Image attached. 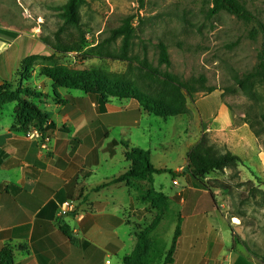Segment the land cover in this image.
Returning a JSON list of instances; mask_svg holds the SVG:
<instances>
[{
    "label": "crops",
    "instance_id": "0c3cea01",
    "mask_svg": "<svg viewBox=\"0 0 264 264\" xmlns=\"http://www.w3.org/2000/svg\"><path fill=\"white\" fill-rule=\"evenodd\" d=\"M6 31L14 36L0 37V61L22 39L14 30ZM34 50L9 59L24 63V58L37 55ZM3 76L0 86L12 81ZM49 93V98L32 101L47 118L43 131L39 120L20 131L18 116L8 122L0 117V184L6 187L0 191V264L4 253L11 254V264H123L137 247L145 219L154 214L144 200L146 194L154 190L170 196L162 185L156 188L158 175L116 182L131 164L125 147L116 146L111 155L109 146L113 141L126 142L149 152L157 169L171 170L162 163L168 152L159 155L143 147L148 135L142 122H152L134 101L127 106L106 102L101 113L88 94L60 90L57 96L65 100L60 103L52 89ZM212 95L217 97L216 111L208 114L198 107L199 140L189 145L184 164L174 171L184 169L190 150L209 134L221 152L241 159V178L222 182L226 189L195 188L184 178L175 181L171 196L178 197L175 206L182 234L169 264H264V230L260 229L264 211L254 213L258 230L250 232V223L240 217L238 209L244 205L245 185L264 193L262 136L245 115L232 114L221 93L208 96ZM37 132L50 140V151L42 148V140L34 136ZM257 165L259 175H248L247 166ZM65 203H73L74 210L62 214ZM158 264H164V259Z\"/></svg>",
    "mask_w": 264,
    "mask_h": 264
},
{
    "label": "rangeland",
    "instance_id": "374dc122",
    "mask_svg": "<svg viewBox=\"0 0 264 264\" xmlns=\"http://www.w3.org/2000/svg\"><path fill=\"white\" fill-rule=\"evenodd\" d=\"M68 1L0 0V30L11 29L22 36L0 61V76L12 79L8 82L12 88L39 86L38 90L44 95L40 98H49L52 89L56 96L60 90H73L88 95L98 92L107 102L123 106L136 102L152 122L151 125L142 122V130L148 135L143 147L159 155L168 152L162 163L173 172L184 164L189 145L199 140L198 107L208 114L215 112L217 97L212 95L197 102L205 95H186L187 110L181 113L173 102L169 85L164 83L166 76L183 81L204 76L207 86L222 94L234 116L245 115L257 131L264 132L260 121L264 113V86L256 84L255 98L252 99L235 80L243 79L257 69L262 37L254 39L252 35L258 30L257 22L264 23V0H239L256 20L252 22L242 21L227 12L211 17L213 0H78L80 28L66 24L63 14ZM126 20L131 21L134 31L129 59L122 57V38L109 43L112 32ZM58 38L63 43L70 39L80 43L84 38L85 45L80 52H62ZM160 44L168 48L170 67L159 65ZM32 49L37 55L24 58V63L9 59L16 55L23 57ZM145 52L161 77L149 78L140 68L138 60ZM15 103L13 101L0 110L4 122L16 116L18 108ZM260 144L264 149V135ZM188 165L189 161L184 169L176 171V177L171 173L155 177L156 188L159 190L162 185L170 196L165 195L166 201L161 203L165 208L162 219L150 200L157 192L151 190L144 197L154 214L145 219L141 232L153 229V236L161 243L165 255L181 220L175 206L178 197L171 195L177 185L175 181L186 179L183 173ZM256 167L258 165L247 166V174L258 176ZM227 171L210 174L203 178V182L213 188L222 186L227 179L236 182L241 178L239 171L237 176ZM222 187L227 188L226 185ZM244 191V205L238 208L240 217L250 223V232H256L253 217L254 213L264 211V193H258L251 185H245ZM260 221L263 231L264 217ZM255 242L258 243V239ZM261 258L264 260V252Z\"/></svg>",
    "mask_w": 264,
    "mask_h": 264
},
{
    "label": "trees",
    "instance_id": "16d2710c",
    "mask_svg": "<svg viewBox=\"0 0 264 264\" xmlns=\"http://www.w3.org/2000/svg\"><path fill=\"white\" fill-rule=\"evenodd\" d=\"M221 12H227L245 22L256 21L253 15L240 3L239 0H213V7L210 10V16H217ZM63 16L67 25L76 28L81 27L82 23L79 14L78 0L68 1ZM257 27L258 30H255L252 35V38L254 39L258 36L262 37V48L258 57L259 62L257 69L254 73L245 75L243 79H235L236 84L240 89L246 92V94L252 99L255 98L254 89L256 84L260 83L264 86V23L258 21ZM8 35L14 36L13 34L0 30V37ZM118 38H122V57L124 59H129L128 53L134 40V31L131 28L130 20H126L120 28L112 32V37L109 39V43L116 41ZM58 39L59 45L62 46L63 49L61 50L62 52H80L85 45L84 38L80 43L72 39L67 43H63L60 38ZM158 50L159 65L170 67L171 60L168 48L164 44H160ZM138 64L149 78L153 79L154 77H161L159 70L154 68L149 62L148 54L146 52L144 53V57L138 60ZM165 79L164 83L169 85L173 102L179 107L181 113H184L187 110L186 95L193 96L196 94H204L205 96H208L215 91L214 88L207 86V79L204 76L192 78L187 81L180 80L174 76H166ZM12 87L13 86L8 82L0 86V110L9 103L16 101L18 108L16 116L19 117L16 124L19 126V130L27 131L35 120H39L43 131V128L48 125L47 118L39 112L32 101L44 95H42L38 89L32 88L28 85L18 87L16 90ZM89 95L98 103V110L101 113L105 112L106 98L98 92L90 93ZM56 101L65 103V100H62L61 98H56ZM134 104L137 103L134 102ZM260 121L264 125V113L261 114ZM256 133L258 136L264 135V132L261 133L260 131H257ZM118 145L125 147V158L131 164V167L126 174L116 179V182L129 181L132 178L142 180L148 176L159 175L162 173H171L176 177V173L172 170L157 169L150 161L149 152L131 148L126 142H111L109 146L111 155H114L113 149ZM188 161L189 165L187 170L183 173L188 185L195 188L208 189V186L203 182L204 177L215 172H224L225 170H230L234 173V176H237L241 159L229 151L221 152L211 143L209 134H204L199 143L188 153ZM4 188H6L4 184H0V191ZM150 200L152 201V205L155 206L153 207L157 209L160 219H162L161 216L163 217V209L165 208L161 207V203L166 201V196L162 193H154ZM152 232L153 229H150L141 232L138 235L137 247L131 256L126 257L123 260L124 264H158V262L163 259L164 264H169L173 261V255L176 251L178 240L182 234L181 221H178L172 245L166 255L161 248V243L159 244ZM1 260L2 264H11L12 256L10 253H4Z\"/></svg>",
    "mask_w": 264,
    "mask_h": 264
},
{
    "label": "built area",
    "instance_id": "2783aa9c",
    "mask_svg": "<svg viewBox=\"0 0 264 264\" xmlns=\"http://www.w3.org/2000/svg\"><path fill=\"white\" fill-rule=\"evenodd\" d=\"M34 136H37L39 139L42 140V142H43L42 148L44 150L50 151V146H49L50 140L47 137H44L43 134L40 132L34 133ZM74 208H75V206L73 205V203H65L62 206V214H67L68 212L73 211Z\"/></svg>",
    "mask_w": 264,
    "mask_h": 264
}]
</instances>
